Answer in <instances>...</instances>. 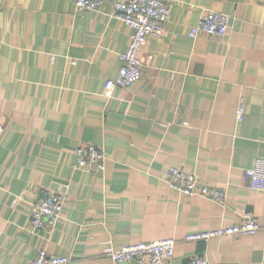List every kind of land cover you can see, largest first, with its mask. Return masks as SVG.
Returning a JSON list of instances; mask_svg holds the SVG:
<instances>
[{"label":"crops","instance_id":"0c3cea01","mask_svg":"<svg viewBox=\"0 0 264 264\" xmlns=\"http://www.w3.org/2000/svg\"><path fill=\"white\" fill-rule=\"evenodd\" d=\"M164 32L129 87L105 97L131 28L113 0L77 12L74 0H0V264H22L45 248L70 264L114 262L109 248L175 238L172 264L206 254L210 264H264V191L245 170L264 157V0H166ZM230 16L224 36H189L204 11ZM245 101L242 120L236 109ZM92 143L105 168H76ZM168 166L226 190L224 202L170 188ZM65 190L51 231L32 229V202ZM252 234L190 241L191 232L236 223Z\"/></svg>","mask_w":264,"mask_h":264},{"label":"built area","instance_id":"2783aa9c","mask_svg":"<svg viewBox=\"0 0 264 264\" xmlns=\"http://www.w3.org/2000/svg\"><path fill=\"white\" fill-rule=\"evenodd\" d=\"M104 0H74L77 12L97 8ZM112 13L131 28L127 48L119 54L121 66L113 78H106L103 86L105 97H111L116 87H129L142 75V67L152 59V54H143L142 50L150 36H159L165 30L170 15V4L166 0H113ZM230 16L226 13L207 10L199 17L197 23L190 27L189 36L205 33L213 36H224L229 29ZM245 112V101L241 98L236 109L237 120H242ZM3 126L0 124V130ZM76 168H105V153L103 149L92 143L79 144L75 150ZM252 189L264 191V157L255 158L251 167L245 170ZM167 185L183 194H198L207 196L222 203L226 190L208 186L199 181L196 174L177 166H168L162 176ZM66 198L65 190L43 191L32 202L29 224L32 229L51 231L58 222ZM259 228L257 218L245 212L236 223L215 228L188 233L185 240H207L220 234H252ZM175 238L138 241L109 248L107 255L114 262L135 264H172ZM22 264H70L66 254H51L45 248L38 251L33 260ZM186 264H210L206 254H191Z\"/></svg>","mask_w":264,"mask_h":264}]
</instances>
